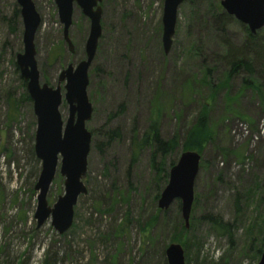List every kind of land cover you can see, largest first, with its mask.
<instances>
[{
  "label": "rangeland",
  "instance_id": "374dc122",
  "mask_svg": "<svg viewBox=\"0 0 264 264\" xmlns=\"http://www.w3.org/2000/svg\"><path fill=\"white\" fill-rule=\"evenodd\" d=\"M32 1L41 19L34 39L40 82L54 88L66 66L84 59L89 20L75 5L70 53L54 1ZM220 1L179 6L167 55L163 0L101 1L102 31L86 89L93 110L85 125L91 133L82 181L87 193L77 199L71 228L59 235L50 219L39 228L34 219L41 162L33 150L32 103L23 99L27 92L16 66L23 26L20 14L13 16L16 0H0V264H167L169 244L182 247L185 264L258 263L257 249L264 245V79L255 73L245 88L249 77L239 71L223 82L229 71L224 57L243 48L248 28L221 7L216 11ZM253 35L264 54V26ZM60 88L64 94V82ZM202 106L213 139L198 153L191 219L182 231L179 201L158 209L168 178L155 183L151 150L139 141L154 122L163 140L177 137L179 146L163 161L169 172ZM59 112L65 123L64 100ZM59 167L60 159L46 197L50 207L64 194ZM208 216L229 224V232Z\"/></svg>",
  "mask_w": 264,
  "mask_h": 264
},
{
  "label": "water",
  "instance_id": "95a60500",
  "mask_svg": "<svg viewBox=\"0 0 264 264\" xmlns=\"http://www.w3.org/2000/svg\"><path fill=\"white\" fill-rule=\"evenodd\" d=\"M59 23L62 25V39L70 53L74 48L69 38L74 6H78L89 20L88 35L84 44L85 57L75 67L68 65L57 79L53 88L40 82L36 62L34 39L41 24L32 0H16L22 21V53L16 56V66L25 82L27 95L32 103L36 119L34 134V155L41 162V169L34 186L37 192L34 219L37 228L48 219L53 229L63 234L71 228L73 208L77 199L87 190L83 184L86 174L87 155L90 149L91 133L85 125L91 119L92 106L88 100V71L96 55L101 36L102 0H53ZM185 0H163L161 46L167 55L172 46L177 11ZM222 10L235 20L247 26L255 34L264 26V0H221ZM64 82V94L60 84ZM65 101L68 117L63 123L59 108ZM60 159L59 174L64 178V194L50 207L47 193L55 176ZM201 157L197 152L184 151L168 172V181L162 190L157 206L167 210L174 201L180 203L181 218L187 229L194 199V182L199 172ZM167 264H185L183 249L178 244H169L165 250ZM257 264H264V248Z\"/></svg>",
  "mask_w": 264,
  "mask_h": 264
},
{
  "label": "trees",
  "instance_id": "16d2710c",
  "mask_svg": "<svg viewBox=\"0 0 264 264\" xmlns=\"http://www.w3.org/2000/svg\"><path fill=\"white\" fill-rule=\"evenodd\" d=\"M191 1V0H189ZM216 11H220V5L216 4ZM19 11H16L13 16H18ZM227 15V14H226ZM217 18H219L217 16ZM245 34L247 41H245L243 48L240 50H228L225 55L226 63L229 67V71L223 79V82L227 84L231 77L237 74L239 71H243L249 78L243 81V87L249 88L253 83L251 77L254 76L255 73L261 75L264 79V54L261 49L260 44L257 42L256 36L251 34L248 29H245ZM62 51V47L58 48L54 55V59L59 56ZM253 55V59H250V55ZM259 69V71H258ZM23 87L25 88V82L23 83ZM23 99L27 102H30V99L27 93H24ZM113 136H118V131L114 130L111 133ZM111 136L109 137V139ZM108 139V140H109ZM213 139V133L211 127L209 126V117L208 111L205 106H202L197 113L194 122L188 128L183 142L180 146L181 152L184 151H196L197 153H202L204 147L208 145ZM140 147L149 146L151 150V169L156 174V178H154L155 183L159 184L160 182L166 183L168 178L167 170H164V162L165 157L172 153L178 146L177 137H173L170 140H163L160 137L158 123H152L149 132L139 141ZM156 158H160L161 162L156 163ZM172 163L170 168L172 167ZM200 166V165H199ZM158 197V196H157ZM196 201V200H195ZM195 204V202H194ZM193 204V205H194ZM192 209V207H191ZM176 211L177 214L180 212V203H176ZM192 212V211H191ZM191 218H189L190 220ZM209 223H211L215 228L221 230L222 232H229V224H225L215 216L207 217ZM193 221V219H192ZM182 231H185L186 228L184 223L181 225ZM253 229L252 226L249 230ZM264 244V243H263ZM263 246L261 245L257 249V254L260 256L263 250ZM46 264V262H45Z\"/></svg>",
  "mask_w": 264,
  "mask_h": 264
}]
</instances>
